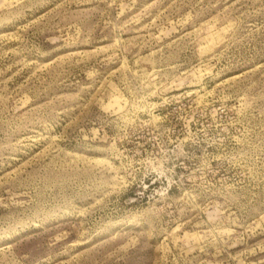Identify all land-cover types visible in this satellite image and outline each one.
Masks as SVG:
<instances>
[{"label": "rangeland", "instance_id": "obj_1", "mask_svg": "<svg viewBox=\"0 0 264 264\" xmlns=\"http://www.w3.org/2000/svg\"><path fill=\"white\" fill-rule=\"evenodd\" d=\"M0 264H264V0H0Z\"/></svg>", "mask_w": 264, "mask_h": 264}]
</instances>
